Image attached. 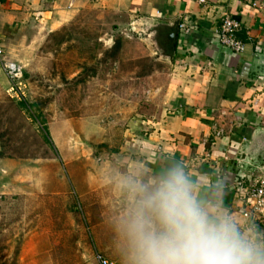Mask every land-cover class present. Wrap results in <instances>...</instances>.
Wrapping results in <instances>:
<instances>
[{
    "label": "rangeland",
    "instance_id": "374dc122",
    "mask_svg": "<svg viewBox=\"0 0 264 264\" xmlns=\"http://www.w3.org/2000/svg\"><path fill=\"white\" fill-rule=\"evenodd\" d=\"M104 22L87 15L67 44L51 35L29 49L19 94L0 70V264H98L97 254L118 264L106 224L119 209L111 175L129 173L128 78L161 67L141 41L147 33L107 57L113 32L99 25L113 22ZM77 37L102 48L86 51Z\"/></svg>",
    "mask_w": 264,
    "mask_h": 264
},
{
    "label": "crops",
    "instance_id": "0c3cea01",
    "mask_svg": "<svg viewBox=\"0 0 264 264\" xmlns=\"http://www.w3.org/2000/svg\"><path fill=\"white\" fill-rule=\"evenodd\" d=\"M90 14L109 18L113 23L99 29L120 33L125 49L131 34H149L141 41L150 62L161 67L128 78L133 95L125 136L128 172L154 175L179 158L196 180L206 185L222 180L224 205L247 221L235 185L248 174L237 156L255 129L264 127V78L254 66L264 54V0H0V47L24 70L29 49ZM227 16L241 24L242 54L220 43L218 31ZM177 31V39L169 40ZM153 45L159 57L153 58ZM141 95L140 107L135 98ZM217 131L223 137L216 138ZM202 195L208 197L210 189Z\"/></svg>",
    "mask_w": 264,
    "mask_h": 264
},
{
    "label": "clouds",
    "instance_id": "9594fccd",
    "mask_svg": "<svg viewBox=\"0 0 264 264\" xmlns=\"http://www.w3.org/2000/svg\"><path fill=\"white\" fill-rule=\"evenodd\" d=\"M111 186L119 209L106 226L118 264H264V228L224 205L222 180H196L179 158L150 176L114 172Z\"/></svg>",
    "mask_w": 264,
    "mask_h": 264
},
{
    "label": "built area",
    "instance_id": "2783aa9c",
    "mask_svg": "<svg viewBox=\"0 0 264 264\" xmlns=\"http://www.w3.org/2000/svg\"><path fill=\"white\" fill-rule=\"evenodd\" d=\"M200 2L204 3L205 0H200ZM240 29L239 21L227 16L223 19L218 31L220 43L233 54H242L245 51L244 43L237 38ZM0 66L12 83V92L19 94L24 86V70L17 62L10 59L1 47ZM223 135L222 131H217L215 137L221 138ZM235 188L241 191L239 200L243 219H251L264 224V174L247 175L236 183ZM96 260L98 264H116L101 254L96 255Z\"/></svg>",
    "mask_w": 264,
    "mask_h": 264
},
{
    "label": "water",
    "instance_id": "95a60500",
    "mask_svg": "<svg viewBox=\"0 0 264 264\" xmlns=\"http://www.w3.org/2000/svg\"><path fill=\"white\" fill-rule=\"evenodd\" d=\"M177 36L178 31L168 36V39L174 41ZM254 66L259 75L264 78V54L257 56ZM237 160L242 170L247 171L248 175L264 174V127L256 128L251 138L245 140L238 152Z\"/></svg>",
    "mask_w": 264,
    "mask_h": 264
},
{
    "label": "trees",
    "instance_id": "16d2710c",
    "mask_svg": "<svg viewBox=\"0 0 264 264\" xmlns=\"http://www.w3.org/2000/svg\"><path fill=\"white\" fill-rule=\"evenodd\" d=\"M75 25V24H74ZM77 26V25H76ZM76 26H70L65 28L62 32L55 34L54 37H61V38H57V47H60L64 44H67L68 42H70L71 40H73V37L75 34H73L75 31H73V27L74 30L76 29ZM113 35V46L105 52V55L113 60H118V56L125 50V44H126V40L125 38L120 34V33H116V34H112ZM77 41L81 44V46L87 50H91L92 46L95 48H102V44L99 43L98 40L94 39V38H89V37H84V38H76ZM151 72V69L148 70L147 72ZM144 72L141 74H139L140 76H142L143 74L147 73ZM25 73H24V78H25ZM25 106H27L26 104H24L23 102L21 103ZM22 105V106H23ZM29 107V109H34L36 106L35 105H31V106H27ZM48 136V134H47ZM48 143L50 144L49 140L47 139Z\"/></svg>",
    "mask_w": 264,
    "mask_h": 264
}]
</instances>
